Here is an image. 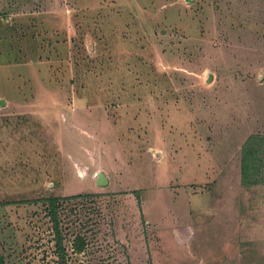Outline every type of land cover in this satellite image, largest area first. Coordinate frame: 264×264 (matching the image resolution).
Segmentation results:
<instances>
[{"label":"rangeland","instance_id":"rangeland-1","mask_svg":"<svg viewBox=\"0 0 264 264\" xmlns=\"http://www.w3.org/2000/svg\"><path fill=\"white\" fill-rule=\"evenodd\" d=\"M253 133L264 0H0L6 264H264Z\"/></svg>","mask_w":264,"mask_h":264},{"label":"trees","instance_id":"trees-1","mask_svg":"<svg viewBox=\"0 0 264 264\" xmlns=\"http://www.w3.org/2000/svg\"><path fill=\"white\" fill-rule=\"evenodd\" d=\"M241 179L243 184H257L264 182V133H253L243 143L241 156ZM48 199L51 201V212L55 219L57 244L59 245V248L63 249L62 236L56 212V200L58 197L51 196ZM75 242L77 251L81 252L85 247L84 240L79 237V239ZM0 264H6L2 254H0Z\"/></svg>","mask_w":264,"mask_h":264},{"label":"crops","instance_id":"crops-1","mask_svg":"<svg viewBox=\"0 0 264 264\" xmlns=\"http://www.w3.org/2000/svg\"><path fill=\"white\" fill-rule=\"evenodd\" d=\"M73 249H74V247H73Z\"/></svg>","mask_w":264,"mask_h":264},{"label":"built area","instance_id":"built-area-1","mask_svg":"<svg viewBox=\"0 0 264 264\" xmlns=\"http://www.w3.org/2000/svg\"><path fill=\"white\" fill-rule=\"evenodd\" d=\"M74 247V246H73Z\"/></svg>","mask_w":264,"mask_h":264}]
</instances>
